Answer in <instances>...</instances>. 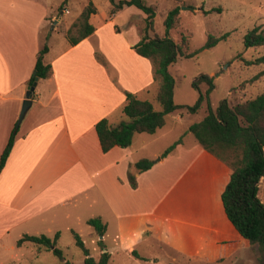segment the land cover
<instances>
[{"label": "crops", "instance_id": "crops-1", "mask_svg": "<svg viewBox=\"0 0 264 264\" xmlns=\"http://www.w3.org/2000/svg\"><path fill=\"white\" fill-rule=\"evenodd\" d=\"M20 1L27 3L0 0V158L28 96L37 54L48 44L49 22L57 23L55 29L60 25L63 40L48 44L52 75L39 79L0 173V239L13 235L17 243L44 226L61 234L62 222L73 230L72 222L99 215L108 229L113 222L116 245L130 251L147 232L212 262L250 247L222 201L232 168L197 140L137 173L136 188L129 173L144 158L134 147L141 133L128 147L101 148L96 124L103 118L116 125L125 120L126 92L156 97L155 66L133 48L143 26L127 16L140 22L146 14L134 5L111 13V4L110 13L100 16L97 8L90 17L95 31L70 45L67 31L74 21L63 23L65 13L50 16L39 7L24 16L28 9L15 6ZM86 5L77 8V17Z\"/></svg>", "mask_w": 264, "mask_h": 264}, {"label": "rangeland", "instance_id": "rangeland-1", "mask_svg": "<svg viewBox=\"0 0 264 264\" xmlns=\"http://www.w3.org/2000/svg\"><path fill=\"white\" fill-rule=\"evenodd\" d=\"M91 1L99 9L100 16H103L104 13H110V0H67L68 3L64 4V0H27V3L20 1L15 6L28 9V13L23 12L24 16L30 14L32 9L39 7L47 11L50 16H58L65 13L64 9L69 6L70 11L65 13L63 17V23H65L77 21V8ZM62 4L63 9L60 8ZM147 4L152 5L155 9V31L153 34L159 36L166 35L164 22L168 12L177 5L181 6L179 21L170 30V36L177 42L189 38V49L191 51L200 49V52L194 57H182L169 67L176 81L175 103L193 105L197 101L199 92L192 83L195 77L200 74H208L214 79L215 87L209 99L213 109H216L224 99H228L231 104H236L254 98L264 91V60L251 63L264 56V45L249 48L244 45V35L249 30L256 26L264 28V0H148ZM127 16H130L131 20L137 21L134 22V25L140 23L139 25L143 26L144 19L139 22V19L136 20L131 13H127ZM123 22L122 18H118V25ZM56 25L57 23L54 25V22L48 23L50 36L47 40H49V45H54L58 40H63V29L60 25L55 29ZM226 33L228 34L226 39L219 41L211 48L202 49L210 34L221 36ZM157 83L159 84V81ZM201 89L205 92L207 85L202 84ZM148 97L160 110L161 106L155 96L150 94ZM207 109L208 102H205L195 113L185 109L168 113L165 127L159 129L155 134L141 133L135 137L134 147L138 149V155L150 159L154 163L161 157L169 160L175 156L172 154L180 145L191 146L195 144L196 139L189 132V126L203 119ZM178 115L181 117L178 118ZM179 139H182L181 143L169 154L163 156L165 150ZM154 153L159 154L153 156ZM164 190L165 188L162 187L156 196L162 194ZM259 197L264 203V177L261 179ZM90 213V210L87 209V215ZM109 223L110 228L102 237L107 250L111 252L109 264H259L260 254L257 245L236 249L224 261L212 262L200 257L186 255L152 236L149 232L145 233L144 239L135 246V250L141 256L140 258L132 251L116 245L114 224L112 221ZM66 225L62 222V232L58 241V246L64 252L65 259L63 261L51 250L42 249L39 252L37 246L30 242H25L19 247L15 242L16 238L12 235L0 239V264H67V261L83 264L84 254L75 244L72 230L68 229ZM71 225L73 230L83 237L92 255L99 258L102 250L98 240L101 238L97 235L90 236L93 228L84 220H76ZM47 227L38 229L36 235L43 233L53 237V228Z\"/></svg>", "mask_w": 264, "mask_h": 264}, {"label": "trees", "instance_id": "trees-1", "mask_svg": "<svg viewBox=\"0 0 264 264\" xmlns=\"http://www.w3.org/2000/svg\"><path fill=\"white\" fill-rule=\"evenodd\" d=\"M148 0H110L111 13H116L125 6H136L145 14L144 25L141 30V40L134 45L135 51L148 59L155 66V79L159 81L156 100L161 106L157 109L154 103L148 99H141L135 93L126 92V101L123 106L125 120L119 124H113L108 118H103L96 124L103 152H108L115 146L128 147L133 143L137 133L154 134L166 124V115L176 110L185 109L189 112H197L205 102H208L206 115L198 122L189 126V132L198 143L207 151L232 168L230 181L222 193V201L227 217L236 228L239 235L248 245H257L259 251V264H264V203L259 197L261 179L264 177V91L254 98L231 104L224 99L220 105L213 109L209 103L210 94L215 84L212 76L200 74L195 77L193 87L198 90L199 97L193 105H179L174 101L175 78L169 67L180 58L194 57L199 50L189 49V38L177 42L170 36L178 21L181 6L172 8L165 19L166 35L153 34L155 31L156 12ZM67 0H64L63 4ZM63 4L60 6L63 9ZM97 12L96 5L91 1L82 10L77 21H74L67 31L70 45L79 43L95 31V26L90 22L92 14ZM228 34L215 36L210 34L202 49L211 48L219 41L226 39ZM246 48L264 45V28L256 26L244 35ZM49 51L47 43L39 50L35 64V72L29 81L32 86L36 77L47 79L52 75L51 63L47 62L45 55ZM264 60V56L257 58L258 63ZM206 84L207 89L202 91L201 85ZM18 126H15L10 139L0 158V173L11 153L15 142ZM182 139L174 142L165 150L163 156L169 154L181 143ZM153 161L140 158L134 163L129 180L133 188L137 187V173H142L153 166ZM86 223L93 228L91 235L104 237L107 233V223L99 216H92ZM75 244L84 254L83 264H109L111 252L107 250L104 239H99L102 253L99 258L92 255L83 237L72 230ZM60 232L53 237L46 234H24L17 240V245L22 246L30 242L42 249L51 250L62 261L65 259L64 252L58 246ZM105 250V251H104ZM137 257L140 254L132 251ZM67 264H75L67 261Z\"/></svg>", "mask_w": 264, "mask_h": 264}, {"label": "water", "instance_id": "water-1", "mask_svg": "<svg viewBox=\"0 0 264 264\" xmlns=\"http://www.w3.org/2000/svg\"><path fill=\"white\" fill-rule=\"evenodd\" d=\"M39 79H40L39 77L35 78V81L33 82L32 86L30 87V90L28 92L27 98L23 101L21 112H20V115H19V118H18V121H17V124H16L17 126L20 125V123L22 122V120H23V118L25 116V113L27 112L28 108L31 106V103H32L31 95L35 91V88H36V86L38 84Z\"/></svg>", "mask_w": 264, "mask_h": 264}, {"label": "built area", "instance_id": "built-area-1", "mask_svg": "<svg viewBox=\"0 0 264 264\" xmlns=\"http://www.w3.org/2000/svg\"><path fill=\"white\" fill-rule=\"evenodd\" d=\"M64 12H65V13H68V12H69V10H68V9H64Z\"/></svg>", "mask_w": 264, "mask_h": 264}]
</instances>
